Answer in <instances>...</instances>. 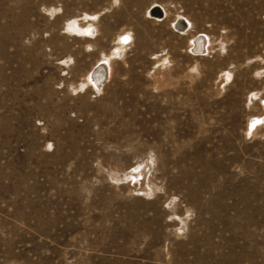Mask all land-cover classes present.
Masks as SVG:
<instances>
[{
	"label": "rangeland",
	"instance_id": "374dc122",
	"mask_svg": "<svg viewBox=\"0 0 264 264\" xmlns=\"http://www.w3.org/2000/svg\"><path fill=\"white\" fill-rule=\"evenodd\" d=\"M260 117L264 0H0V264H264Z\"/></svg>",
	"mask_w": 264,
	"mask_h": 264
},
{
	"label": "bare ground",
	"instance_id": "6f19581e",
	"mask_svg": "<svg viewBox=\"0 0 264 264\" xmlns=\"http://www.w3.org/2000/svg\"><path fill=\"white\" fill-rule=\"evenodd\" d=\"M155 6H157V5H155ZM154 5L153 6H150L149 7V9L147 10V12H146V15H148L149 13H148V11L150 10V9H153L154 7H155ZM159 8V7H158ZM160 13H162L161 15H160V13H158V12H155V16H151V17H154V18H160L161 16H165V10H164V8L162 7V6H160V9L158 10ZM158 15H160V16H158ZM150 16V15H149ZM181 20L179 19V20H177L176 22H175V24L177 25L176 26V28L178 29V31H185L186 29H188V28H186V27H184V24H182L181 22H180ZM73 25V26H72ZM71 25V28L70 29H76V32H78V30H77V26H76V28L74 27V25H76V24H72ZM70 26V25H69ZM187 26V25H186ZM88 30V29H87ZM121 40V39H120ZM204 41L205 40H203V38L200 36V37H196V38H193V40H192V46H191V51L193 50V49H195L196 48V52H200V51H205V44H204ZM121 43V42H120ZM121 45V44H120ZM119 48V47H118ZM122 49V48H121ZM120 49V50H121ZM119 50V51H120ZM195 52V51H194ZM105 60V59H104ZM108 61V60H107ZM107 64H108V70H110L109 68V66H110V64H109V62H107ZM104 68V71H100V69L101 68ZM108 70H107V68L104 66V65H101V66H98L95 70H93V72L90 74V78H89V81L91 82V83H93V84H95L96 86L97 85H99V83L101 82V80L102 79H104V80H106L107 79V76H108ZM104 77V78H103ZM89 85V84H88ZM263 117V116H262ZM252 120H254L255 122H260V121H264V120H262L261 119V117L260 118H255V119H252ZM254 121H252V123L254 122ZM262 123H257L256 124V126L255 127H252V128H255V131H256V129H261V127H260V125H261ZM264 178V177H263ZM261 180H264V179H262L261 178ZM260 180V181H261ZM264 182H262V184H263ZM263 187H264V185H263ZM257 190V189H256ZM251 191V190H250ZM256 191H254V193H255ZM251 193V192H250ZM258 194V193H257ZM255 196H256V193H255ZM260 196H264V194H260ZM256 198V197H255ZM257 200H259V199H257Z\"/></svg>",
	"mask_w": 264,
	"mask_h": 264
},
{
	"label": "water",
	"instance_id": "95a60500",
	"mask_svg": "<svg viewBox=\"0 0 264 264\" xmlns=\"http://www.w3.org/2000/svg\"><path fill=\"white\" fill-rule=\"evenodd\" d=\"M158 10H159L158 8L154 9V10L151 12V16H155V12L160 13ZM161 14H162V13H160V15H161ZM160 15H158V16H160Z\"/></svg>",
	"mask_w": 264,
	"mask_h": 264
},
{
	"label": "snow or ice",
	"instance_id": "6c2138e0",
	"mask_svg": "<svg viewBox=\"0 0 264 264\" xmlns=\"http://www.w3.org/2000/svg\"><path fill=\"white\" fill-rule=\"evenodd\" d=\"M125 42H127V41L125 40ZM257 123H264V121H260V122H255V121H254V122L252 123V125H250V127H255Z\"/></svg>",
	"mask_w": 264,
	"mask_h": 264
}]
</instances>
